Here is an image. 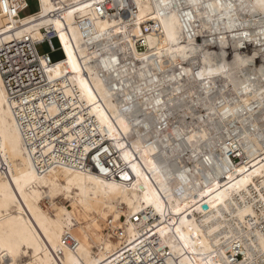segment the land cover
<instances>
[{
    "label": "bare ground",
    "instance_id": "obj_1",
    "mask_svg": "<svg viewBox=\"0 0 264 264\" xmlns=\"http://www.w3.org/2000/svg\"><path fill=\"white\" fill-rule=\"evenodd\" d=\"M98 1L0 0L66 53L48 99L0 69V264H264V0Z\"/></svg>",
    "mask_w": 264,
    "mask_h": 264
},
{
    "label": "built area",
    "instance_id": "obj_2",
    "mask_svg": "<svg viewBox=\"0 0 264 264\" xmlns=\"http://www.w3.org/2000/svg\"><path fill=\"white\" fill-rule=\"evenodd\" d=\"M10 1L13 12H17L22 16L31 7V0ZM109 1L101 0L95 3L96 11L100 16L105 17L116 12ZM118 12L127 15L130 12L128 10V3L125 4V8H121ZM151 29L150 24H143L142 35L149 33ZM41 31L45 32V34L48 32L46 28H42ZM45 34L39 40L33 38L12 39V41L0 46V69L4 75L6 85L13 92L12 95L19 97V99L27 98V102H35L39 96L48 99L51 94L56 92V90L48 91L51 82L47 77L44 67L45 64H53L56 61H52L50 53L40 54L38 46L48 43L53 51L59 49L64 55L63 58L66 57L62 46H54L52 42L53 33L48 32V35ZM139 45L141 49L144 47L143 39L139 41ZM76 127L77 125H74L73 129ZM58 131H60L59 127L55 129V132ZM233 157L235 161L239 158V156H235L234 154ZM136 264H139V262Z\"/></svg>",
    "mask_w": 264,
    "mask_h": 264
},
{
    "label": "rangeland",
    "instance_id": "obj_3",
    "mask_svg": "<svg viewBox=\"0 0 264 264\" xmlns=\"http://www.w3.org/2000/svg\"><path fill=\"white\" fill-rule=\"evenodd\" d=\"M37 9H38L37 0H31V7L28 10H26L23 13V15L30 14V13L36 11ZM53 44H54L55 47H59L60 46L59 40L56 39V38L53 39ZM38 52L40 54L50 53V56L52 55L51 59H52L53 62L61 60L64 57V55H63L61 50L58 49V50H54L53 51L51 46L48 43H44V44L39 45L38 46ZM236 161L239 162V161H241V159L238 158ZM60 201H61V203L67 204V202L64 199H62V197L58 199V203H60Z\"/></svg>",
    "mask_w": 264,
    "mask_h": 264
}]
</instances>
